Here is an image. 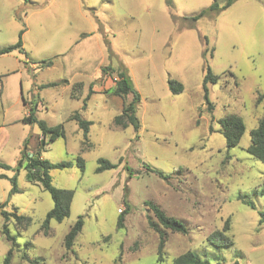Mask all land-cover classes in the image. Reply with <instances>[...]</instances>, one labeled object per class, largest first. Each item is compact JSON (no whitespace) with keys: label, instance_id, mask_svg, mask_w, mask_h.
I'll list each match as a JSON object with an SVG mask.
<instances>
[{"label":"rangeland","instance_id":"rangeland-1","mask_svg":"<svg viewBox=\"0 0 264 264\" xmlns=\"http://www.w3.org/2000/svg\"><path fill=\"white\" fill-rule=\"evenodd\" d=\"M213 1L225 2L0 0V47L21 33L23 49L0 55V164L7 165L0 166V210L30 218L6 221L16 241L8 264H172L188 250L206 264H264V164L246 150L264 112V0H235L193 19ZM44 60L51 65L40 66ZM207 67L218 78L205 95ZM120 70L140 95L138 130L113 123L132 98L113 93ZM169 79L182 91L173 93ZM35 104L38 119L64 129L41 157L71 163L49 172L52 185L73 197L68 216L51 220L47 231L53 201L24 168L10 193L25 137L40 139L38 125L22 121ZM76 110L91 121L87 142L69 119ZM230 114L245 130L227 148L218 120ZM100 158L115 166L97 172ZM148 202L187 229L161 227L160 260ZM81 215V231L66 249L64 236ZM226 220L234 244L216 248L206 239ZM4 222L0 215V264L10 247Z\"/></svg>","mask_w":264,"mask_h":264},{"label":"trees","instance_id":"trees-1","mask_svg":"<svg viewBox=\"0 0 264 264\" xmlns=\"http://www.w3.org/2000/svg\"><path fill=\"white\" fill-rule=\"evenodd\" d=\"M234 1L235 0H225V2L221 6H219L216 2L213 1L207 8L202 9L198 14L194 15L193 19H197L208 10L225 9L229 7ZM14 50L23 52L21 44V33L19 34L16 43L0 47V55L10 53ZM51 63V60H44L40 63V66H49L51 65ZM110 69L111 68L109 67L105 68V72ZM217 78L218 76L214 74L209 67H207V71L203 78L205 86V95H207L206 84L208 82H216ZM114 82L115 88L113 90V93L115 95L124 98L128 94H132V98L129 100V102L123 103L121 112L114 116L113 123L121 128H126L127 126L131 125L135 130H138L140 128V120L136 114V109L137 104L140 100L139 93L135 89L130 76L125 70H120L117 72V76L114 79ZM55 85H57V83L52 82L41 85V87H51ZM168 87L173 93L181 92L183 89L182 83L174 79L168 80ZM90 92H92L91 89H89L88 94L84 97L80 109H85L86 101L89 98ZM263 97L264 92L259 94L258 101L261 100ZM208 108L211 109L212 105L209 104ZM35 110L36 104L34 106H29V112L26 116L22 118V121L28 123H36L40 130V139L38 140V143H35V140L32 138V134H28L25 137L22 145V150L20 152V157L17 162L16 173L10 178V182L12 184L10 193L18 190L16 184L17 170H19L20 168H24L26 171V178L32 183H39L42 188L50 194L51 199L53 201V205L47 211L42 224V228L44 229V231H47L51 220L60 222L63 218L68 216L70 204L73 197L72 190L57 188L52 185L49 172L52 168H67L71 166V163L69 161L50 162L49 160L41 157V151L46 147L48 143L54 141L59 136H64V129L62 124L49 126L44 120L38 119L35 115ZM79 110H76L74 113H72L69 119L76 121L78 126L83 131V137L85 139V142H87V133L89 131L91 121L82 118L81 114L79 113ZM218 121L220 125V133L225 139L226 147L231 148L236 146L245 130L244 122L241 117L235 114H230L219 119ZM246 150L248 153L253 155L255 158H257L264 164V112L262 117L259 119L256 127L250 130V144ZM98 162L99 166L96 169L97 172L115 166V164L111 163L110 161L104 158H100ZM77 164L83 171L84 160L82 157L78 156ZM0 166L7 167V165L4 163H1ZM155 173H157L160 177H164L163 173L160 171H156ZM148 203L157 221L153 222L151 219H149V225L159 235L157 258L158 260H160V255L164 245L165 237V232L163 228L182 233H185L187 229L181 220L177 219L176 217L166 215L164 211H162L157 205L151 202ZM2 204L3 203H0V207ZM260 214V221L263 222L264 212H261ZM0 215H2L5 220L2 225L1 232L4 234L5 239L10 243V247L7 250L3 260V264H8L12 254V248L16 244V241L15 237L9 233L6 221L9 220V217L11 216L15 221H17V223L22 220H25L26 223H29L30 218L24 215L16 214L15 212H7L3 209L0 210ZM82 225L83 216L81 215L76 219L74 224L70 227L69 231L64 236V246L66 249H69L71 247L74 239L81 231ZM228 229V221L226 220L224 222L223 228L210 233L206 240L216 248H230L233 246L234 243L233 240L226 234V231H228ZM172 264H206V262L199 256L197 252L193 250H188L175 257L172 260ZM233 264H237V262H234Z\"/></svg>","mask_w":264,"mask_h":264},{"label":"built area","instance_id":"built-area-1","mask_svg":"<svg viewBox=\"0 0 264 264\" xmlns=\"http://www.w3.org/2000/svg\"><path fill=\"white\" fill-rule=\"evenodd\" d=\"M118 211L120 212V211H121V209H118Z\"/></svg>","mask_w":264,"mask_h":264}]
</instances>
